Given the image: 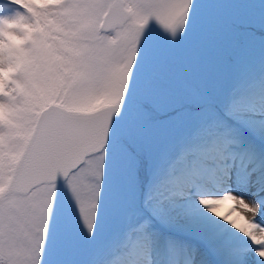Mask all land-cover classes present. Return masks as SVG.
<instances>
[{"label":"snow or ice","instance_id":"obj_1","mask_svg":"<svg viewBox=\"0 0 264 264\" xmlns=\"http://www.w3.org/2000/svg\"><path fill=\"white\" fill-rule=\"evenodd\" d=\"M0 264H264V0H0Z\"/></svg>","mask_w":264,"mask_h":264},{"label":"clouds","instance_id":"obj_2","mask_svg":"<svg viewBox=\"0 0 264 264\" xmlns=\"http://www.w3.org/2000/svg\"><path fill=\"white\" fill-rule=\"evenodd\" d=\"M5 75H6V73H5Z\"/></svg>","mask_w":264,"mask_h":264}]
</instances>
